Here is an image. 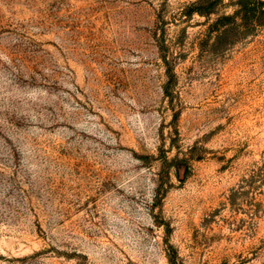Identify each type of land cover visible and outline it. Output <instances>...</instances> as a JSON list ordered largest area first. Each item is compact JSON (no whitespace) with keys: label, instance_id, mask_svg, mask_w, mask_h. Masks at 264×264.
<instances>
[{"label":"rangeland","instance_id":"1","mask_svg":"<svg viewBox=\"0 0 264 264\" xmlns=\"http://www.w3.org/2000/svg\"><path fill=\"white\" fill-rule=\"evenodd\" d=\"M196 1L0 0V264H264V20Z\"/></svg>","mask_w":264,"mask_h":264},{"label":"trees","instance_id":"2","mask_svg":"<svg viewBox=\"0 0 264 264\" xmlns=\"http://www.w3.org/2000/svg\"><path fill=\"white\" fill-rule=\"evenodd\" d=\"M211 5H214V3L216 4L218 1L221 0H209ZM236 5H237V12H243V14L245 16L248 17H252L253 21H260L259 23H261V21L264 20V0H234ZM194 5H196V10L204 13L205 9L204 7H210V4H208L207 6H205V3L203 4V0H199L196 1V3H194ZM207 12H211L212 10H210V8H207ZM251 18V19H252Z\"/></svg>","mask_w":264,"mask_h":264}]
</instances>
